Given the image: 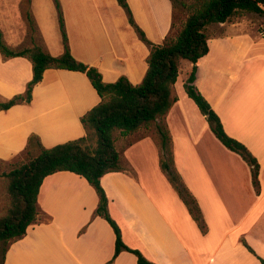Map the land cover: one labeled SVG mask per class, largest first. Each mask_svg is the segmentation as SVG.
Masks as SVG:
<instances>
[{"label":"crops","instance_id":"crops-1","mask_svg":"<svg viewBox=\"0 0 264 264\" xmlns=\"http://www.w3.org/2000/svg\"><path fill=\"white\" fill-rule=\"evenodd\" d=\"M127 2L147 39L162 43L172 30L171 0ZM22 3L0 0L4 40L13 48L37 43L49 54L61 55L64 44L55 0L29 1L36 24L32 31ZM60 3L77 60L96 67L107 83L121 76L135 85L142 82L150 46L118 0ZM249 38L244 35L249 45L220 44L224 40L215 44L210 38L209 53L196 63L195 84L226 131L257 157L258 189L250 165L218 140L186 94L184 82L195 65L189 60L180 61L173 89L177 100L166 115L175 165L199 202L207 233L161 169V149L149 132L155 123L116 136V148L129 169L102 177L109 211L122 229L124 242L157 264H261L259 257L264 259V79L259 80L264 77L259 68L264 65V48L253 52L257 45ZM32 78L28 58L4 57L0 52V102L24 93ZM31 97L30 102L0 110V162L20 155L31 134L38 135L46 147L83 137L81 118L101 101L85 72L56 67L44 71ZM98 203L96 190L82 175L68 170L48 174L38 195L39 221L11 243L4 264H108L115 254L116 235L111 224L95 214ZM137 260L123 250L113 264H138Z\"/></svg>","mask_w":264,"mask_h":264},{"label":"trees","instance_id":"trees-1","mask_svg":"<svg viewBox=\"0 0 264 264\" xmlns=\"http://www.w3.org/2000/svg\"><path fill=\"white\" fill-rule=\"evenodd\" d=\"M118 1L127 11L129 22L150 46V55L146 60L148 69L142 82L137 85L132 84L125 76L107 83L96 67L85 64L73 56L60 0H55L64 44V51L59 56L49 54L37 43L13 48L4 40L0 29V52L3 56H24L33 65V78L28 83L26 91L0 102V110L18 103L30 102L34 86L42 79L44 71L51 67L85 72L101 97V101L81 118L86 130L83 137L46 147L38 135L31 134L25 150L20 154L23 159L11 170L1 172L8 199L5 212L0 214V264H4L11 243L23 237L29 226L39 221L42 213L38 195L45 177L62 170L85 177L99 196L95 214L104 217L116 235L115 254L108 264H113L119 252L123 250L135 254L138 264H157L142 254L140 249L132 248L124 242L122 229L110 214L109 197L102 185L103 175L129 169L124 166L122 155L116 148L117 133L133 134L153 123L161 149V169L201 231L207 233L208 226L199 202L175 165L173 140L166 123V115L177 100L173 89L179 77L180 61L183 59L195 64L184 82L186 94L205 116L207 125L218 140L229 150L240 154L250 165L253 185L257 189L259 187L260 163L257 157L239 139L226 131L220 116L197 88L195 81L198 70L196 63L210 50L211 24L232 21L244 13L264 15V0H191L188 5L189 13L176 35L173 32L176 28L177 0H171L172 30L159 44L147 39L144 31L134 22L127 0ZM178 2L184 7L187 6L184 0ZM25 16L29 30H35L36 24L29 7L25 11ZM243 242L255 252L245 240ZM259 259L261 264H264V259L261 257Z\"/></svg>","mask_w":264,"mask_h":264},{"label":"rangeland","instance_id":"rangeland-1","mask_svg":"<svg viewBox=\"0 0 264 264\" xmlns=\"http://www.w3.org/2000/svg\"><path fill=\"white\" fill-rule=\"evenodd\" d=\"M184 2H186V5H187L186 7L182 6L180 2H178V0L176 2L177 3V8L175 12L176 28L174 29V32H173L174 35L178 33V31L180 30L182 26L181 23H183V21L187 17V14L189 13L188 5H190L191 0H184ZM22 4H23L22 5L23 12L25 14L26 9L28 8V0H23ZM233 21L235 22L237 21L241 23L232 25V22L228 21L226 23L212 24L210 26L211 38L215 39V42H216L215 44H219L220 40H224L220 44H245L246 45L248 43L244 42V35H245L246 37H250L249 39L253 44L257 45V47H254L255 49L253 50V52H257L264 48V36L261 34V29L264 28V15H260L257 13H244L243 15H240L239 17L235 18ZM259 68H261V72H264V65H261V67ZM262 79H264V77L259 78V80L261 81ZM192 105H194L195 107L194 109L197 111V113L200 114L198 108L193 102H192ZM187 111L190 116L193 115L192 108L187 109ZM149 132L158 142V140L156 139L157 135L155 132V125L149 129ZM116 136H120V133H117ZM22 159H23V156L18 155L13 160H11V162L10 161L0 162V214H3L5 212L6 202L8 199L6 187L4 185V178L1 172L11 170V168H13L16 165V163ZM122 162L124 163V166L128 168L129 164H127L123 155H122ZM41 217L46 218L44 214Z\"/></svg>","mask_w":264,"mask_h":264},{"label":"built area","instance_id":"built-area-1","mask_svg":"<svg viewBox=\"0 0 264 264\" xmlns=\"http://www.w3.org/2000/svg\"><path fill=\"white\" fill-rule=\"evenodd\" d=\"M261 34L264 36V28L261 29Z\"/></svg>","mask_w":264,"mask_h":264}]
</instances>
